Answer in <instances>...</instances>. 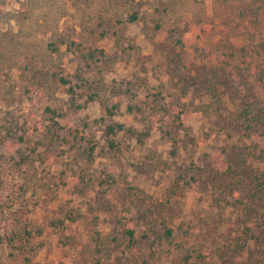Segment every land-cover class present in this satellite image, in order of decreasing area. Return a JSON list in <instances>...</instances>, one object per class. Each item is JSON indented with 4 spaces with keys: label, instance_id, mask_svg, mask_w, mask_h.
<instances>
[{
    "label": "rangeland",
    "instance_id": "1",
    "mask_svg": "<svg viewBox=\"0 0 264 264\" xmlns=\"http://www.w3.org/2000/svg\"><path fill=\"white\" fill-rule=\"evenodd\" d=\"M263 59L264 0H0V264H264V247L233 249L264 170V138L237 119L243 103L264 101ZM59 75L81 87L82 110ZM105 100L117 104L109 122L147 136L119 132L121 151L110 150ZM178 109L194 141L173 145L161 126ZM256 205L248 219L260 224ZM158 217L173 229L160 247L145 237Z\"/></svg>",
    "mask_w": 264,
    "mask_h": 264
},
{
    "label": "trees",
    "instance_id": "2",
    "mask_svg": "<svg viewBox=\"0 0 264 264\" xmlns=\"http://www.w3.org/2000/svg\"><path fill=\"white\" fill-rule=\"evenodd\" d=\"M138 19L137 13H131L128 15L126 20L128 22H133ZM73 46L80 47L81 44L77 42V40L71 36L69 38L68 47L71 48ZM84 58H94L96 55L103 56L104 50L103 49H88V51L83 54ZM263 62V65L261 68L256 69V79L259 81L261 86L264 88V59L261 61ZM57 80L60 84L65 85L67 87V92L71 95V101L70 104L75 109H83L84 105H81L79 103H76V96L77 91L80 90V86L71 84V81L64 75H59L57 77ZM98 95L90 94L87 97V100H94L95 97ZM103 106L104 115L101 117V120H103L104 123V131L107 141V146L110 150H113L114 152H120V143L115 139V135L119 132L123 133H129L131 136L135 137L137 141H141V136H147L148 131L145 133H139L135 128L125 126L123 123L120 122H109L107 119L108 117H111L115 115L117 110V104L112 103L109 104L108 100L101 101ZM127 112H133L136 110V112L141 111V107H137L136 105L128 104ZM46 111H49L50 115L52 116L50 118L52 122V132H56V136L59 138H64L65 134H59L58 129L62 130L64 129V124L59 123L58 121L54 120V116H56V111L54 109L47 108ZM176 116L172 123H165V125L161 126V130L165 136H167L173 145H175L177 142H185L188 141H194V136L191 134V132L187 129L186 126H184L183 120H181V115L184 114L182 109H178L176 111ZM237 119L238 124L240 126V129L242 130V134L248 138H264V101L263 103H256L252 100L246 101L245 103L240 106V109L237 112ZM177 121V123H176ZM82 134L74 135L73 137L78 138L79 140H84L86 144H90L91 137H85L83 135V132L80 131ZM66 134L71 135L72 129L67 128ZM52 137V135H51ZM85 151L88 152V154H92L94 146L93 145H85L83 147ZM222 153H225V151H222ZM259 158H264V150H262L258 155ZM237 168V166L235 167ZM232 167L230 163H224L223 164V172L231 175H235L236 169ZM102 179L99 180V182L102 183H113V177L110 174L103 173ZM108 180H111L108 182ZM99 183V184H100ZM237 191L234 192L236 194ZM249 203L247 205H243L241 207L240 213L238 214V229L239 235L235 239L233 243V249L236 252H243L247 257H251L253 254L254 246L256 247H264V221H260V224H257L256 221H253L251 218L248 219L249 214L254 213L257 214V205L259 204L264 208V170L259 171L253 175L252 178V187L248 191ZM238 194V193H237ZM235 201L239 204V202H242L241 199L237 196ZM264 214V211H263ZM147 234L145 235L146 238H149V236H152L151 244L155 243L156 246H162L165 242H168L173 237V229L170 226H167L164 222V219L157 218L154 222L149 220L147 222ZM125 233L129 236L131 239L135 235V229L131 227H126ZM23 236H25V242L28 243L29 236L31 235V231L25 229L21 231ZM13 240V237L8 238V242Z\"/></svg>",
    "mask_w": 264,
    "mask_h": 264
}]
</instances>
